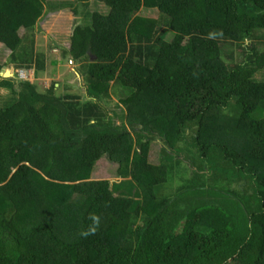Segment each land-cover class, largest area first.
I'll list each match as a JSON object with an SVG mask.
<instances>
[{
    "label": "trees",
    "instance_id": "1",
    "mask_svg": "<svg viewBox=\"0 0 264 264\" xmlns=\"http://www.w3.org/2000/svg\"><path fill=\"white\" fill-rule=\"evenodd\" d=\"M52 12L84 95L38 84ZM0 44V264H264V0H0Z\"/></svg>",
    "mask_w": 264,
    "mask_h": 264
},
{
    "label": "rangeland",
    "instance_id": "2",
    "mask_svg": "<svg viewBox=\"0 0 264 264\" xmlns=\"http://www.w3.org/2000/svg\"><path fill=\"white\" fill-rule=\"evenodd\" d=\"M90 8L92 10H100L102 12H106V7L103 4H99L96 2L90 3ZM152 13H156V16L158 15V12L152 11ZM82 17L83 21V16ZM78 24H81L80 19L77 17V21L71 20V14L70 13H59V12H52V15L48 17L45 16L41 19L38 30H37V37H38V45L39 49L42 51H45L47 56L49 57L48 63H47V71L39 79V85L40 86H50L54 81H60L62 78H65L71 85V89H73L75 92L72 93H83L84 85L81 81L82 77L79 72L78 65L76 63L72 62L70 58L65 59L64 56H62V47H66L68 44H70V33L72 29H74ZM1 45V44H0ZM10 52H6L5 55H0V62L3 60V57L5 59L3 62H5L9 56ZM1 54V53H0ZM227 56V54H226ZM50 59H57V60H63V64H60L58 66H54L50 61ZM56 68L59 75H56L53 77L51 75V70ZM10 70L12 71V67L5 66L3 71ZM30 72L29 70H27ZM53 74V73H52ZM79 74V75H78ZM52 76V77H51ZM32 81H34V78H31ZM63 91V90H62ZM9 95V90L2 89L1 90V97L2 100L5 99ZM123 96V93L117 95L115 94L111 101H109L110 105L109 107L112 108L113 112H117L119 115L122 114V108L118 107L117 104L120 103V99ZM121 123V122H119ZM161 146L162 142L160 139H157L153 142L152 145V151H151V161L155 163L160 162V154H161ZM118 165L111 161L108 156L102 157L95 165L93 172H92V179H109V180H116L118 178V172H117ZM178 187V182L175 177L170 175L169 181L166 185V188L168 191L171 189H176Z\"/></svg>",
    "mask_w": 264,
    "mask_h": 264
},
{
    "label": "crops",
    "instance_id": "3",
    "mask_svg": "<svg viewBox=\"0 0 264 264\" xmlns=\"http://www.w3.org/2000/svg\"><path fill=\"white\" fill-rule=\"evenodd\" d=\"M60 13V12H59ZM62 13V12H61ZM64 13V12H63ZM74 18H76L75 16H73V14H71V20H74ZM72 32H73V29H72V31H71V33H70V36L72 35ZM63 56V55H62ZM57 60V59H56ZM58 61H60V63L58 64V65H60V64H63V60H58ZM57 65V66H58ZM12 71H11V75H9L10 77H14V76H18V74H17V72H18V70L19 69H15L14 67H12ZM30 72H29V75H30V78H37L36 77V73H35V70H33V69H28ZM57 70V69H56ZM51 73V72H50ZM78 73H80V72H78ZM56 75H59L58 73L56 74ZM55 75V76H56ZM79 75V74H78ZM81 75V74H80ZM55 76H53V77H55ZM52 77V76H51ZM81 77H82V79H81V81L83 82V85H84V78H83V76L81 75ZM38 79V78H37ZM40 79H41V77H40ZM69 82H71V81H67L65 78H62L60 81H59V83H57V86H59L60 84L63 86V87H65L66 85H68L70 88H68L69 89V91L70 92H75L73 89H71V85L69 84ZM65 89V88H64ZM66 90V89H65ZM68 91V92H69ZM86 93V88L84 87V90H83V93H79V94H81V95H84Z\"/></svg>",
    "mask_w": 264,
    "mask_h": 264
},
{
    "label": "built area",
    "instance_id": "4",
    "mask_svg": "<svg viewBox=\"0 0 264 264\" xmlns=\"http://www.w3.org/2000/svg\"><path fill=\"white\" fill-rule=\"evenodd\" d=\"M19 76L22 78V79H28L30 78V75H29V72L27 70H19Z\"/></svg>",
    "mask_w": 264,
    "mask_h": 264
},
{
    "label": "water",
    "instance_id": "5",
    "mask_svg": "<svg viewBox=\"0 0 264 264\" xmlns=\"http://www.w3.org/2000/svg\"><path fill=\"white\" fill-rule=\"evenodd\" d=\"M70 46H71V43L67 45L68 48H70ZM72 62H74V61L72 60ZM9 75H11V71L10 70L1 72V76H3V77H10Z\"/></svg>",
    "mask_w": 264,
    "mask_h": 264
},
{
    "label": "clouds",
    "instance_id": "6",
    "mask_svg": "<svg viewBox=\"0 0 264 264\" xmlns=\"http://www.w3.org/2000/svg\"><path fill=\"white\" fill-rule=\"evenodd\" d=\"M19 70H22V69H19ZM19 70H18V72H17V73H18V75H19ZM24 70H26V69H24Z\"/></svg>",
    "mask_w": 264,
    "mask_h": 264
}]
</instances>
